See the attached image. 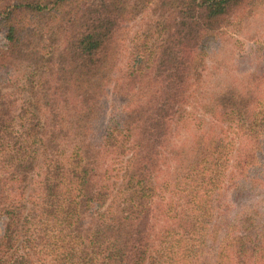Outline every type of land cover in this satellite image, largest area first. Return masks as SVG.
<instances>
[{
	"label": "trees",
	"instance_id": "1",
	"mask_svg": "<svg viewBox=\"0 0 264 264\" xmlns=\"http://www.w3.org/2000/svg\"><path fill=\"white\" fill-rule=\"evenodd\" d=\"M259 10L0 0V264H264V65L200 86Z\"/></svg>",
	"mask_w": 264,
	"mask_h": 264
},
{
	"label": "rangeland",
	"instance_id": "2",
	"mask_svg": "<svg viewBox=\"0 0 264 264\" xmlns=\"http://www.w3.org/2000/svg\"><path fill=\"white\" fill-rule=\"evenodd\" d=\"M129 43V39H126L120 46L123 51L120 53L122 63L125 59V53L128 51ZM2 44L4 41L0 37V45ZM121 62L119 65L122 64ZM261 64L264 65V10H259L251 17L241 20L239 25L221 30L215 40L210 43L205 57V69L200 86L208 92L209 89L217 90V86L224 85V83L240 84L242 80L247 79V74L252 71L253 67H258ZM181 136H185V133L183 132ZM228 166L230 169L229 159ZM218 178L221 180L220 177ZM233 179L235 178L222 179L221 188L226 185L227 187L230 186ZM169 187L167 186V190ZM170 220L166 217L160 221L155 232L160 230L162 223H170ZM173 238L177 237L174 236ZM209 245L210 247H204L203 255L212 258L213 253L218 250V244L212 242Z\"/></svg>",
	"mask_w": 264,
	"mask_h": 264
}]
</instances>
